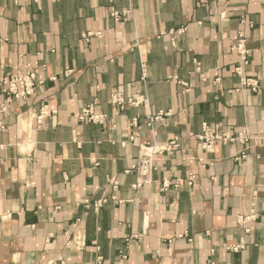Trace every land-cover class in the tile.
<instances>
[{
	"label": "crops",
	"instance_id": "0c3cea01",
	"mask_svg": "<svg viewBox=\"0 0 264 264\" xmlns=\"http://www.w3.org/2000/svg\"><path fill=\"white\" fill-rule=\"evenodd\" d=\"M110 9L128 13L115 21ZM180 26L175 48L168 32ZM238 31L255 91L233 72ZM87 32L100 35L85 41ZM25 63L44 82L0 113V264H264V0H0V85ZM115 91L148 101L116 115ZM92 102L104 124L75 117ZM45 104L56 113L37 124ZM159 111L170 114L151 131L146 116ZM203 123L250 140L206 153L194 137ZM174 137L179 149L156 155L134 188L139 145ZM190 171L192 186L162 189ZM111 195L120 202L97 213L83 204ZM251 209L255 219L237 224ZM240 238L243 249H225Z\"/></svg>",
	"mask_w": 264,
	"mask_h": 264
},
{
	"label": "built area",
	"instance_id": "2783aa9c",
	"mask_svg": "<svg viewBox=\"0 0 264 264\" xmlns=\"http://www.w3.org/2000/svg\"><path fill=\"white\" fill-rule=\"evenodd\" d=\"M14 3L17 0H12ZM35 3H39V0H32ZM203 3L206 0H198ZM110 15L115 21H119L125 16L128 11H118L115 9H110ZM219 17L223 16L219 14ZM242 23H248L251 25L250 21H246L244 18L240 20ZM186 31L185 26H180L176 29H172L168 32L170 43L173 47L177 48V40L178 37L184 34ZM100 32H87L82 34V38L87 41L91 36H99ZM230 50L235 53L238 57V62L233 68V72L240 77V84L245 87H249L251 90L255 91L257 87V81L253 78L243 76V67L248 63V53L249 50L246 47L244 34L242 31H238L237 35L230 46ZM195 68L193 73L198 74L201 78L204 77V73L201 70L200 64L197 60H194ZM45 66H42L44 70ZM141 77L140 79L144 81L147 73L146 64L142 61L140 63ZM70 70H67L66 73H69ZM54 79V77H50ZM176 82L184 87V90L188 91V84L177 78ZM218 78L214 80V83L218 82ZM44 82V79L40 78L36 71L31 69L29 63H25L23 67L17 68L15 71L8 72L1 81V91L4 95L3 100L0 102V113H4L7 109L9 103L17 100H24L29 96L33 95L39 86H41ZM111 102L115 107V114H119L121 110L124 109L125 106L137 107L141 104H145L148 101V97L146 93L137 92L129 97H125L121 92H113L111 94ZM97 102H92L87 104L79 113L75 114V117L79 121L92 122L96 124H104L107 120V115L96 110ZM56 113V110L53 108H49L48 105H43L39 108L38 112L35 114V120L37 124H40L43 119L47 118ZM170 111H159L155 114H148L146 116V126L153 131L155 122H163L167 116H169ZM130 125L135 128H139L137 118H131ZM6 125L0 121V135L6 132ZM196 140L199 142L202 150L206 153H214L215 146L217 143L227 144V143H241L243 145L247 144L250 140V137L247 135L246 130L242 129L235 132H227L221 130L217 125L209 126L207 123H203L201 125V131L199 134L194 136ZM134 136H129V140H133ZM126 141L121 142L124 145ZM139 153L135 160V162L131 166V170L135 171L137 174V181L132 185L134 188L139 187L141 184L146 183L149 174L155 170L154 165V157L159 154H172L173 152L179 149L178 137H174L163 144H158L155 140L151 142H146L144 144L139 145ZM246 153H241L239 156L234 157L235 160L239 158H244ZM204 168L205 165H202ZM195 173L190 171L187 173L184 179H176L174 182L169 180H164L162 182V189H166L169 186L179 187L183 183L187 186H192L193 181L195 180ZM112 188L115 189L117 187V181L113 178L109 180ZM108 200L114 202H120L114 195L110 197H101L96 200L84 199L83 204L87 208H91L94 212H98L102 205L106 203ZM256 217V213L254 209H251L247 214L239 215L236 217V223L244 226L247 222L254 220ZM249 228L245 227L244 231L249 232ZM179 238H186L188 242H191V238L187 237L186 233L177 234ZM68 244V242H67ZM225 249L237 252L245 247V242L243 238H240L237 243L232 245H224ZM123 258H126L125 255H122ZM101 257L96 259V263H99Z\"/></svg>",
	"mask_w": 264,
	"mask_h": 264
}]
</instances>
